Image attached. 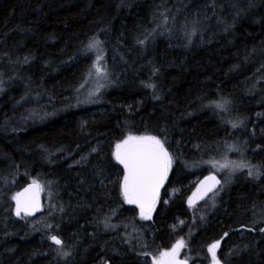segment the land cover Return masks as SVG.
Here are the masks:
<instances>
[{
    "label": "trees",
    "instance_id": "1",
    "mask_svg": "<svg viewBox=\"0 0 264 264\" xmlns=\"http://www.w3.org/2000/svg\"><path fill=\"white\" fill-rule=\"evenodd\" d=\"M128 136L171 157L148 215L122 194ZM180 240L186 264L217 241L220 264H264V0H0V264H152Z\"/></svg>",
    "mask_w": 264,
    "mask_h": 264
},
{
    "label": "snow or ice",
    "instance_id": "2",
    "mask_svg": "<svg viewBox=\"0 0 264 264\" xmlns=\"http://www.w3.org/2000/svg\"><path fill=\"white\" fill-rule=\"evenodd\" d=\"M139 43L143 44L144 41L141 40ZM98 44L99 41L94 40L88 47L90 49L95 48ZM25 59L27 60V58ZM94 67L97 72L102 71L100 66L94 65ZM114 156L117 162L123 165L124 168L121 187L123 197L129 204H140L143 214L145 204L149 206L154 204L155 198L159 193V188L167 176L168 169L171 166L169 152L164 147V143L157 137L128 136L116 145ZM224 166L226 167V165ZM20 195L17 194V197H14L17 200L16 214L20 215L21 211H24L26 215L30 214L27 208L21 205V201L19 200ZM144 218L149 217L145 216ZM51 240L57 245L62 244V241L56 236H52ZM183 246V240L177 241L176 245L170 251L162 252L160 257L154 260L153 264H178L175 257ZM218 247L219 241L208 247L214 264H220L216 255V249Z\"/></svg>",
    "mask_w": 264,
    "mask_h": 264
},
{
    "label": "water",
    "instance_id": "3",
    "mask_svg": "<svg viewBox=\"0 0 264 264\" xmlns=\"http://www.w3.org/2000/svg\"><path fill=\"white\" fill-rule=\"evenodd\" d=\"M122 167H123V165H122ZM123 170H124V168H123ZM168 171H169V169H168ZM167 176H168V173H167ZM167 176L164 179L163 184L159 188V193H158V196L155 198L154 204L151 206H149L148 204H145L143 214L148 215L154 209V207L158 201L160 192L163 188V185L167 179ZM216 186H217V178H215L213 176L206 177L202 182H200L193 189L192 193L189 196V200H188L189 205L194 206L197 203H199L202 199H204L207 195H209L215 189ZM17 194H21L19 196V200L21 201V205L23 207H26L27 210L30 212V214L26 215L24 211H21L20 214H22L24 216L34 217L41 212L42 207H43V198H42V193H41V187H40V184L38 182L29 181V182L25 183L22 187L19 188V190L16 192L14 197H17ZM134 205L141 211L140 204L134 203ZM16 208H17V200L14 199L15 214H16ZM52 236H56V235H52ZM50 240H51V238H50ZM51 242L53 244H55L52 240H51ZM55 245H57V244H55Z\"/></svg>",
    "mask_w": 264,
    "mask_h": 264
},
{
    "label": "rangeland",
    "instance_id": "4",
    "mask_svg": "<svg viewBox=\"0 0 264 264\" xmlns=\"http://www.w3.org/2000/svg\"><path fill=\"white\" fill-rule=\"evenodd\" d=\"M95 65L100 66V63H99L98 61H96V62H95ZM100 67H101V66H100ZM99 76H100V72H97V71H96V68L93 66V70H92V80H91V84H92L93 86H96V85L98 84V82H99ZM93 88H94V87H93ZM115 151H116V147H115L114 153H115ZM215 166L217 167V169H218V171H219V167H220V166H223V164H217V165H215ZM209 176H213V177L217 178L216 175H215L214 173L211 174V175H209ZM202 180H203V179L198 180L197 183L199 184ZM217 183H218V185H220V180H219V179H217ZM42 193H43V190H42ZM214 199H215V196L212 195V196L210 197V199H209V203H208L207 208L211 207V206L214 204ZM159 257H160V256H159ZM159 257H158V258H159ZM158 258H156V259H158ZM156 259H154V260H156ZM175 259H176V261H178L179 264H186L183 260L179 259V258L177 257V255H176ZM154 260H153V262H154ZM152 264H153V263H152ZM210 264H214V262H213V260H212V256H211Z\"/></svg>",
    "mask_w": 264,
    "mask_h": 264
}]
</instances>
